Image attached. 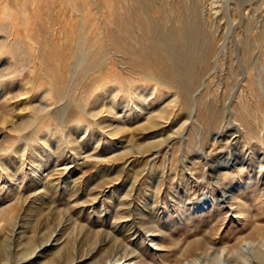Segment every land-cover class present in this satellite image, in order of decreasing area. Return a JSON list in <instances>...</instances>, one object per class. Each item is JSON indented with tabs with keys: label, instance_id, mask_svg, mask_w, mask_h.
<instances>
[{
	"label": "rangeland",
	"instance_id": "obj_1",
	"mask_svg": "<svg viewBox=\"0 0 264 264\" xmlns=\"http://www.w3.org/2000/svg\"><path fill=\"white\" fill-rule=\"evenodd\" d=\"M191 18L215 48L206 69L193 67L187 104L168 83L129 73L125 47ZM77 41L109 53L108 74L94 86L89 74L84 92L68 84ZM56 82L72 91L62 121ZM41 99L50 110L37 116ZM1 208L19 232L9 238L0 219V264H64L75 250L76 264H180L198 244L254 246L264 230V0H0Z\"/></svg>",
	"mask_w": 264,
	"mask_h": 264
},
{
	"label": "bare ground",
	"instance_id": "obj_2",
	"mask_svg": "<svg viewBox=\"0 0 264 264\" xmlns=\"http://www.w3.org/2000/svg\"><path fill=\"white\" fill-rule=\"evenodd\" d=\"M153 35L156 36L144 37L142 43L141 40H139V42L137 43L138 45L136 46L132 45L131 43L130 44L128 43L126 45L125 47L127 53L126 64L129 68L128 72L140 73L139 75L140 78L142 77L143 79L146 80L150 79L156 82L158 81L161 84L168 83V85L178 89V91L181 92L182 96L184 97V100L188 104L189 88L191 84H193L196 81V77H195L196 74H194L193 67L197 65L203 70L207 68L208 65L207 59L214 52V48H215L213 44V39L209 38L210 36L209 37L206 36V34L203 31H200L198 22L196 21L195 18L193 19L191 18L189 20L187 19L186 21L183 20V23L174 31H160V32H156V34ZM69 46L72 45L69 44ZM79 46L81 50L78 53L77 48ZM72 47H73V52L72 51L71 52H72V58L74 64L70 65V67H68L67 69V73L70 74L68 84L75 82V85H77L78 83V85H81L82 87L81 88L82 92L88 91L90 88H92V86L88 85V82H85V79L87 76H89V74L94 73L93 81L91 83V85L93 86L95 85L96 81L100 80L101 78H105L104 76L108 74L107 68H105V66L106 63H108L107 59L109 57V53L107 52L105 53V49H101L100 53L97 54L92 53L90 55L88 50L86 51L84 50L85 47L84 44L81 43V41H77L76 43L73 44ZM13 49L14 48H12L11 50ZM66 80L67 77L64 79L65 83L67 82ZM57 83L58 82H56L57 88L55 89L57 94H60L62 90L65 89L64 94L66 99L63 100L65 102L72 91L68 90L65 87L63 88L61 84L58 85ZM126 85L129 88L130 82H128ZM41 102L42 103H39L38 106L31 108L33 112H36L38 114L37 116L45 114V112L50 110V106L46 102H43V100ZM73 103L71 105L74 108L82 111L83 108L82 105H80L81 103H79L78 101ZM68 104H69L68 102L61 103L59 106V111L58 109H56L57 113L60 115V121L63 120L62 117L65 115L66 111H68ZM90 109H91L89 110L90 113L95 114L96 109L98 108H95V106H93ZM158 117H163L162 112L160 110L155 112L154 118L152 120H154L155 118L159 119ZM149 120L150 119H147L146 122H149ZM33 121H34V117L31 114H29L25 119L22 118L20 120V123L16 128L22 130L24 128H28L29 126L32 125ZM151 125H155V124H151ZM156 125H159V123H156ZM241 204L243 205V203ZM118 214H119L118 217L123 218L125 216L124 212L122 213L119 211ZM13 217L14 216L9 215V211L6 212L4 208L0 209V219H2V221L7 220V222L9 223L10 232L8 236L9 238L12 239L15 237V234L19 232L17 230L18 219L14 217V219L12 220ZM118 217L116 215H113L112 221L116 220V218ZM96 232H98V230H96ZM257 234H258V239L256 241V244L255 245L253 244L254 246L252 247L251 246L248 247V245L247 246L244 245L245 243L243 244L240 243L238 246L234 245L232 249L228 247H223L221 249H216L215 247L214 249H210L209 247L205 248V245L203 244H198L196 249H198V251L200 250V252L194 254L189 259L184 260L180 264H249V263L251 264V260L253 258L256 260L262 259L264 261V230L258 232ZM53 237L54 236L51 235L46 242L50 243V239L56 238ZM93 244L95 245V242ZM74 245L73 243H71L70 244L71 248ZM89 249L91 250V248H88L87 250ZM87 250L86 252H88ZM90 250L88 253H90ZM68 252L69 255H65L64 264L78 263V261L76 260V254H74V252L76 253V250L74 252L72 251H68ZM81 255L83 256L84 254ZM112 262H113L112 259H108L105 262V264H113ZM118 264H121V262Z\"/></svg>",
	"mask_w": 264,
	"mask_h": 264
}]
</instances>
